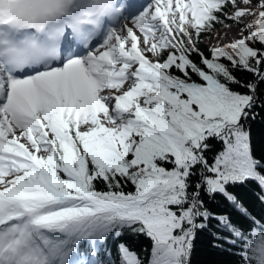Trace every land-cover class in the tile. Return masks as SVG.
<instances>
[{
	"label": "snow or ice",
	"instance_id": "6c2138e0",
	"mask_svg": "<svg viewBox=\"0 0 264 264\" xmlns=\"http://www.w3.org/2000/svg\"><path fill=\"white\" fill-rule=\"evenodd\" d=\"M257 123L264 0H0V264H264Z\"/></svg>",
	"mask_w": 264,
	"mask_h": 264
},
{
	"label": "trees",
	"instance_id": "16d2710c",
	"mask_svg": "<svg viewBox=\"0 0 264 264\" xmlns=\"http://www.w3.org/2000/svg\"><path fill=\"white\" fill-rule=\"evenodd\" d=\"M216 31H222V29H220L219 26H217V29ZM237 32V30H236ZM213 34V33H212ZM211 34V35H212ZM210 35V36H211ZM209 37V35H206L204 36L202 39L204 41V44L201 45V47H205V46H210L212 44L210 43H207L205 42V40ZM261 132H264V126L260 125V124H255L253 126V135H254V139L258 142L259 141V137H260V134ZM209 155H212V153H209ZM241 194L244 195L246 198H248L249 200H253L254 201V197L252 196V194L250 192H248L247 190L245 189H241ZM255 211L259 212L262 210L260 204L258 202L255 203ZM205 242L201 245H199L198 247V252L197 254L194 256V261H195V264H203V262L210 258V254L208 252V244H207V240L208 238H204ZM132 243H133V246L136 247V248H140L141 246H143V240H135L133 238L132 240ZM229 258L227 256H222L220 257V260L222 261H226L228 260Z\"/></svg>",
	"mask_w": 264,
	"mask_h": 264
},
{
	"label": "rangeland",
	"instance_id": "374dc122",
	"mask_svg": "<svg viewBox=\"0 0 264 264\" xmlns=\"http://www.w3.org/2000/svg\"><path fill=\"white\" fill-rule=\"evenodd\" d=\"M236 28L235 27H232L230 30H229V32H228V34L229 33H231L233 36L234 35H236ZM214 37H215V32H213V34L211 35V36H209L206 40H205V42H207V43H210V44H214V43H216V40L214 39Z\"/></svg>",
	"mask_w": 264,
	"mask_h": 264
},
{
	"label": "bare ground",
	"instance_id": "6f19581e",
	"mask_svg": "<svg viewBox=\"0 0 264 264\" xmlns=\"http://www.w3.org/2000/svg\"><path fill=\"white\" fill-rule=\"evenodd\" d=\"M228 35H229V37L233 36L231 33H229Z\"/></svg>",
	"mask_w": 264,
	"mask_h": 264
}]
</instances>
